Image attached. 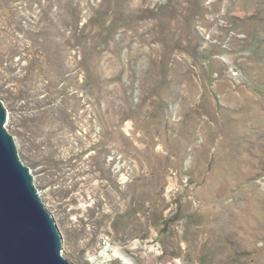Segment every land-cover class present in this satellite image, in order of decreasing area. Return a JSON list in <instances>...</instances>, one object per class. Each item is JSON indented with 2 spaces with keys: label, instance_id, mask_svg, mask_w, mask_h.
I'll return each mask as SVG.
<instances>
[{
  "label": "rangeland",
  "instance_id": "obj_1",
  "mask_svg": "<svg viewBox=\"0 0 264 264\" xmlns=\"http://www.w3.org/2000/svg\"><path fill=\"white\" fill-rule=\"evenodd\" d=\"M0 100L73 264H264V0H0Z\"/></svg>",
  "mask_w": 264,
  "mask_h": 264
},
{
  "label": "water",
  "instance_id": "obj_2",
  "mask_svg": "<svg viewBox=\"0 0 264 264\" xmlns=\"http://www.w3.org/2000/svg\"><path fill=\"white\" fill-rule=\"evenodd\" d=\"M6 119L0 100V264H73L62 255L55 218L18 156Z\"/></svg>",
  "mask_w": 264,
  "mask_h": 264
},
{
  "label": "bare ground",
  "instance_id": "obj_3",
  "mask_svg": "<svg viewBox=\"0 0 264 264\" xmlns=\"http://www.w3.org/2000/svg\"><path fill=\"white\" fill-rule=\"evenodd\" d=\"M102 252L104 253L105 251L102 250ZM115 253H116V252H115ZM117 254L119 255V253H117ZM121 256H123V255L121 254ZM105 257H107V256H105ZM123 259H124L127 263H129V259H128V258H126V257L123 256Z\"/></svg>",
  "mask_w": 264,
  "mask_h": 264
}]
</instances>
